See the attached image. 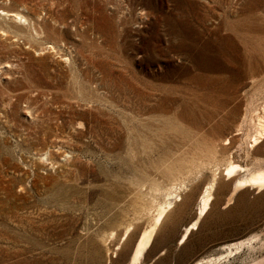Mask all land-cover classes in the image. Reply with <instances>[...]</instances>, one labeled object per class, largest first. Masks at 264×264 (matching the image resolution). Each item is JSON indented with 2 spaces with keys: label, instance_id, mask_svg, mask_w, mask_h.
Here are the masks:
<instances>
[{
  "label": "rangeland",
  "instance_id": "obj_1",
  "mask_svg": "<svg viewBox=\"0 0 264 264\" xmlns=\"http://www.w3.org/2000/svg\"><path fill=\"white\" fill-rule=\"evenodd\" d=\"M0 8L35 26L0 32V264H131L138 235L168 202L137 264L219 254L215 264H264V189L232 195L221 173L210 209L180 243L213 166L174 181L162 168L201 156L202 143L217 145L220 170L228 157L240 175L264 167V139L252 146L264 116V0Z\"/></svg>",
  "mask_w": 264,
  "mask_h": 264
},
{
  "label": "bare ground",
  "instance_id": "obj_2",
  "mask_svg": "<svg viewBox=\"0 0 264 264\" xmlns=\"http://www.w3.org/2000/svg\"><path fill=\"white\" fill-rule=\"evenodd\" d=\"M0 12H1L0 13V23L7 27V29H6L2 25H0V32H2V33H6V32L12 33L13 32V33L17 34L22 30V28L24 29V28H30V27L32 28L33 31L35 30L34 22L30 23L29 19L22 12L14 11V10H6L4 8H0ZM15 34H14V36H17ZM31 35H32V33H31ZM49 47L53 48L52 46H49ZM3 66L6 67V66H8V64H4ZM0 68H1V66H0ZM262 114H264V113L262 112ZM253 120H254V118H253ZM256 125H257V132L253 136L252 146L256 145L258 142H260L261 140L264 139V116L263 115L257 114ZM235 127H236V125H235ZM239 127H241V125ZM239 127H238V129H240ZM230 131H232V130H230ZM232 133H233V131H232ZM229 137L230 136H226L223 138V140H222L223 144H229L230 143ZM144 139H145V137H144ZM141 143H142V140H141ZM141 146H142V144H141ZM147 146H148V144H147ZM204 146H203V143L201 145L200 144L196 145V149L198 150V153L201 156L196 157V156H194V154L191 158H189L187 156H183L181 158L180 162L176 161L177 164H174L173 161H172L173 163H170L171 161L169 160L170 162L169 163H166L167 161L164 162V166L162 167V168H165L170 173L171 180L174 181V180H179L180 175H182L183 178H185L184 172H186L187 174H191L196 170L198 171V170H201L202 168H206V166H210V167L213 166V172L211 174L210 182L205 187L203 192H201V195H200V210L198 212V217L192 223H190L188 226H186L185 231L182 234L180 243H183L186 240L188 234L190 233V231L192 229L197 228L198 220L201 217H203L208 212V210L210 209L212 199H213L212 191L215 188L214 186L218 182L221 173L231 183V186H232V190H231L232 193L231 194L232 195L235 194V192L240 191V189L242 190L245 187L264 189V167L256 169L247 175H243V174L240 175V173L242 171H244V168L241 165L235 163L230 157H228V158L226 157L227 161L223 165L222 170H220L219 166L221 167L222 163L219 165L221 160L217 157V148H216L217 145L214 143L213 145H208V144L206 145L205 144ZM144 149H143V151H144ZM144 152H146V151H144ZM196 155H198V154H196ZM200 157H201V159L199 160ZM166 176H168V175H166ZM189 176H191V175H189ZM176 196H178V195H176ZM178 199H180V197ZM172 206H173V204H171V202H168L166 205H160L158 208L155 209V214L152 216L151 221L140 232V234L138 235V237H137V239H136V241L132 247V250H131V253L129 256V262L131 264H137L143 258L145 251L149 248V246L152 243V239L156 233V229H157L158 225L162 222V220L166 216L167 211H169L172 208ZM147 209H148L147 205H142L140 208L141 211H146ZM131 229H132V223H128L125 227V235L126 236L128 235L127 232L129 233ZM253 236L245 237L241 240L228 243V244L224 245V248H226V250H227L226 252L231 253L233 248H239L240 246L248 245ZM224 258H225V256H223L222 254H219L217 256H209L206 259H204V258L203 259L205 260V263H207V264H215ZM203 259L197 260L195 264H202L201 261Z\"/></svg>",
  "mask_w": 264,
  "mask_h": 264
}]
</instances>
